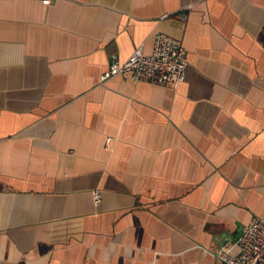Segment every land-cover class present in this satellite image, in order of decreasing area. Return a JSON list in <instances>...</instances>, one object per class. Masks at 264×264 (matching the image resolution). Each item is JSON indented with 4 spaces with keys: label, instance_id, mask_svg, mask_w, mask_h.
<instances>
[{
    "label": "crops",
    "instance_id": "1",
    "mask_svg": "<svg viewBox=\"0 0 264 264\" xmlns=\"http://www.w3.org/2000/svg\"><path fill=\"white\" fill-rule=\"evenodd\" d=\"M158 32L182 82L101 80ZM263 214L264 0H0V264H220Z\"/></svg>",
    "mask_w": 264,
    "mask_h": 264
},
{
    "label": "built area",
    "instance_id": "2",
    "mask_svg": "<svg viewBox=\"0 0 264 264\" xmlns=\"http://www.w3.org/2000/svg\"><path fill=\"white\" fill-rule=\"evenodd\" d=\"M48 4L50 0H39ZM188 64L186 50L180 38L158 32L150 52L139 45L123 62L111 56L110 64L101 74V80L120 75L134 81L175 86L182 82ZM96 201L99 196L95 194ZM237 248V252H234ZM217 257L220 264H264V214L253 216L242 226L235 242L224 243Z\"/></svg>",
    "mask_w": 264,
    "mask_h": 264
}]
</instances>
